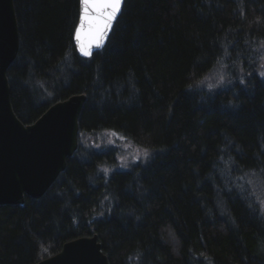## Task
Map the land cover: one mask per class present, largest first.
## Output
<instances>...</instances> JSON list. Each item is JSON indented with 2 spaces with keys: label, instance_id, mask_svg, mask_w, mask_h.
I'll use <instances>...</instances> for the list:
<instances>
[{
  "label": "trees",
  "instance_id": "16d2710c",
  "mask_svg": "<svg viewBox=\"0 0 264 264\" xmlns=\"http://www.w3.org/2000/svg\"><path fill=\"white\" fill-rule=\"evenodd\" d=\"M14 4L15 114L27 126L72 95L86 102L52 186L0 205V264L94 235L109 264H264V0H125L91 58L74 46L80 0ZM219 67L224 85L208 90ZM107 133L149 157L117 170L118 148L96 145Z\"/></svg>",
  "mask_w": 264,
  "mask_h": 264
},
{
  "label": "water",
  "instance_id": "95a60500",
  "mask_svg": "<svg viewBox=\"0 0 264 264\" xmlns=\"http://www.w3.org/2000/svg\"><path fill=\"white\" fill-rule=\"evenodd\" d=\"M121 14L122 9L103 47L93 46L92 55L105 48ZM19 43L14 0H0V205H19L26 196L41 198L52 186L65 170L68 158L79 148L78 122L86 102V94L72 95L49 107L33 124L24 125L11 104L7 77L19 53ZM74 46L82 57L91 58L92 55L86 57L79 51L75 32ZM38 264H109V261L98 236L94 235L66 242L59 253Z\"/></svg>",
  "mask_w": 264,
  "mask_h": 264
},
{
  "label": "snow or ice",
  "instance_id": "6c2138e0",
  "mask_svg": "<svg viewBox=\"0 0 264 264\" xmlns=\"http://www.w3.org/2000/svg\"><path fill=\"white\" fill-rule=\"evenodd\" d=\"M82 12L79 15V26L75 29V39L79 43V51L86 57L92 55L93 46L103 47L107 34L113 26L118 14H120L124 0H80ZM264 76V72L260 73ZM224 77H220L223 83ZM241 79V83H243ZM212 87V85H210ZM123 139V137H121ZM143 156L149 155L147 150L143 151ZM140 158V152L134 159ZM107 173V169H104ZM47 251V249H44Z\"/></svg>",
  "mask_w": 264,
  "mask_h": 264
},
{
  "label": "rangeland",
  "instance_id": "374dc122",
  "mask_svg": "<svg viewBox=\"0 0 264 264\" xmlns=\"http://www.w3.org/2000/svg\"><path fill=\"white\" fill-rule=\"evenodd\" d=\"M260 60L262 67L261 71L264 72V44L260 47ZM221 76H223L225 79L223 68H215L211 73H209L208 76L203 79L201 85L208 90H214V88L221 87L224 85V81L223 83L220 82ZM262 77L264 78V76ZM210 85H212V87H210ZM106 144L114 146L119 150V164L116 168L117 170L127 171L132 167V165L146 160L150 155L149 154L147 157H144L142 154L144 151L143 149L133 144L130 140H126L125 138L121 139V136L117 134L115 135L112 133H107V135L97 139V146L103 147L106 146ZM137 150L140 152V158L138 160L134 159V156L137 154Z\"/></svg>",
  "mask_w": 264,
  "mask_h": 264
}]
</instances>
